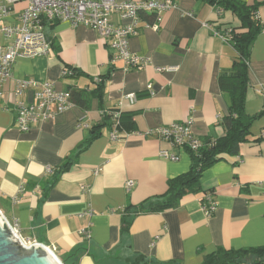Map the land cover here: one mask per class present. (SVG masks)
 <instances>
[{
  "label": "crops",
  "instance_id": "1",
  "mask_svg": "<svg viewBox=\"0 0 264 264\" xmlns=\"http://www.w3.org/2000/svg\"><path fill=\"white\" fill-rule=\"evenodd\" d=\"M238 1L260 5L263 30L251 48L246 102V112L258 118L237 156L205 169L201 191L161 213L137 209L165 194L170 180L190 171L192 160L188 152H180L178 162L162 158L163 151H179L152 131L193 118V133L203 143L225 136L221 122L229 96L218 76L236 52L215 34L238 27V19L230 12L220 16L200 0H175L158 31L143 28L155 22V15L144 14L139 34L130 39L131 51L150 60L146 67L112 64L110 41L68 23L46 28L48 55L15 61L0 97V211L23 239L45 245L66 264H134L139 255L162 264H203L221 248L264 247V0ZM23 7L0 17V26L18 24ZM112 22L120 25L116 15ZM163 67L178 70L156 71ZM64 70L81 75L64 77ZM16 80L51 83L58 91L82 93L88 102L23 132L13 103H30L33 93L16 98ZM132 94L135 103L126 99ZM117 109L132 126L113 141L108 112ZM209 194L217 209L207 217L202 204ZM124 222L131 223L128 234Z\"/></svg>",
  "mask_w": 264,
  "mask_h": 264
},
{
  "label": "built area",
  "instance_id": "2",
  "mask_svg": "<svg viewBox=\"0 0 264 264\" xmlns=\"http://www.w3.org/2000/svg\"><path fill=\"white\" fill-rule=\"evenodd\" d=\"M23 4L16 25H1L0 33L4 44L0 45V97L5 85L12 79L11 71L15 61L19 58H37L48 55L51 44L46 34L49 25L68 23L73 29L88 28L97 32L101 38L109 42L113 51L111 63L123 62L125 70L146 67L150 60L140 57L130 49V39L139 34L142 28L144 14L155 15V22L146 23L143 28L158 31L162 24V13L176 9L175 0H140L120 2L118 0H0V17L8 18L15 6ZM218 13H222L219 11ZM113 15L119 19L120 25L112 22ZM232 30L224 34H215L224 42H231ZM178 67L157 68L159 73H173ZM74 72L64 70V77H73ZM148 89L152 95V86ZM29 91L33 93L32 101L26 103L16 100L13 106L17 112L16 124L20 131L27 132L33 125L40 122L55 121L61 115L76 106L70 91H58L51 83H38L35 80H16L14 95L16 98L24 97ZM130 103L137 101L136 95L126 97ZM112 122L111 139L116 141L123 136L121 130L122 112L120 109L108 112ZM193 118L184 123H173L152 131L159 139L167 142L177 154L168 151L161 152V157L172 162L180 160V152H198L204 143L193 133ZM125 136H130L125 133ZM264 137V135H263ZM99 170H95L98 174ZM131 189L133 182L127 184ZM217 209V205L209 194L205 197L202 210L210 217ZM12 228L22 238L17 224ZM23 239V238H22ZM24 240V239H23Z\"/></svg>",
  "mask_w": 264,
  "mask_h": 264
},
{
  "label": "trees",
  "instance_id": "3",
  "mask_svg": "<svg viewBox=\"0 0 264 264\" xmlns=\"http://www.w3.org/2000/svg\"><path fill=\"white\" fill-rule=\"evenodd\" d=\"M213 8L220 16L224 12L232 13L240 25L232 30V40L229 44L236 52V58L232 66L220 72L218 84L220 90L229 96L227 115L222 119V126L226 132L223 138L209 139L204 141L201 150L194 153L187 151L192 160L190 171L168 183L165 194L146 201L137 209L138 213L152 214L161 213L175 208L181 198L189 193L201 191L200 179L205 169L225 159L227 156H237L242 144L248 141L251 128L258 116H251L246 112L247 92L249 88V62L251 48L262 32L263 27L258 16L259 4L248 5L238 0H200ZM74 72V76H80ZM99 84L97 91H102ZM76 104L85 107L88 100L82 93L71 91ZM101 95V92H100ZM110 119V118H108ZM131 119L121 117V130L130 131ZM102 127L95 128L96 130ZM130 222H124L122 231L126 234L130 231ZM134 264H162L151 261L139 255ZM203 264H264V247L247 250H224L218 249L207 256Z\"/></svg>",
  "mask_w": 264,
  "mask_h": 264
},
{
  "label": "water",
  "instance_id": "4",
  "mask_svg": "<svg viewBox=\"0 0 264 264\" xmlns=\"http://www.w3.org/2000/svg\"><path fill=\"white\" fill-rule=\"evenodd\" d=\"M0 264L64 263L61 260L56 261L47 251L45 245L37 243L32 245L30 249L25 248L9 223L0 215Z\"/></svg>",
  "mask_w": 264,
  "mask_h": 264
},
{
  "label": "bare ground",
  "instance_id": "5",
  "mask_svg": "<svg viewBox=\"0 0 264 264\" xmlns=\"http://www.w3.org/2000/svg\"><path fill=\"white\" fill-rule=\"evenodd\" d=\"M1 212V211H0ZM0 215L8 222V220L5 218V216L2 214V213H0ZM9 223V222H8ZM9 225H10V223H9ZM11 226V225H10ZM11 228H12V226H11ZM13 229V228H12ZM14 230V229H13ZM15 231V230H14ZM15 233H16V231H15ZM17 234V233H16ZM17 236L19 237V239L21 240V242L23 243V245L25 246V248H28V249H30L32 246H30V245H27L24 241H23V239L19 236V234H17ZM46 249H47V251H49V253H50V255H52L54 258H55V260L56 261H60L59 260V258L53 253V251L52 250H50L48 247H46Z\"/></svg>",
  "mask_w": 264,
  "mask_h": 264
},
{
  "label": "rangeland",
  "instance_id": "6",
  "mask_svg": "<svg viewBox=\"0 0 264 264\" xmlns=\"http://www.w3.org/2000/svg\"><path fill=\"white\" fill-rule=\"evenodd\" d=\"M9 223H10V225L12 226L13 224L10 222V221H8ZM25 238V237H24ZM27 245H30V246H32V245H34V244H37L36 242H33V241H27L26 239H24L23 240ZM62 261V260H61ZM63 262V261H62ZM71 262V261H70ZM64 264H66L65 262H63ZM71 264V263H70Z\"/></svg>",
  "mask_w": 264,
  "mask_h": 264
}]
</instances>
